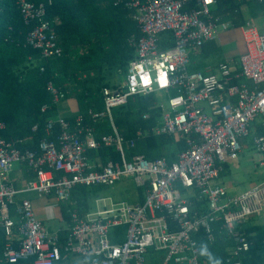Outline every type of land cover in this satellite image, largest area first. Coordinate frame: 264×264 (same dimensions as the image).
<instances>
[{"label": "built area", "instance_id": "2783aa9c", "mask_svg": "<svg viewBox=\"0 0 264 264\" xmlns=\"http://www.w3.org/2000/svg\"><path fill=\"white\" fill-rule=\"evenodd\" d=\"M115 3L130 11L141 37L129 40L135 58L129 63L125 83L102 90L104 111H89L92 124L85 123L82 115L73 123L61 117L48 121V137L36 151L22 149L23 140L0 137V264H56L62 252L88 258L90 264H145L148 252L165 253L163 264H203L201 242L195 236L204 233V240L212 245L216 238L213 226L218 223L233 244L223 264H244L253 242L241 232L242 225L250 218L264 217V181L238 195H230L216 182L225 164L239 160L242 140L250 135L251 126L262 120L264 131V33L250 23L241 27L246 51L239 58L240 72L226 63L215 73L192 72L191 57L230 27L212 12L217 0ZM47 5L17 0L25 25L31 27L25 45L40 51L42 59L62 55L56 23L47 19ZM164 33L172 34L173 47L162 49ZM241 78L252 82V87L237 84ZM47 91L54 104L66 99L52 82ZM163 92L167 104H157L161 122L151 132L180 136L187 148L172 164L164 158L149 161L143 156L128 160L112 111L134 96ZM103 119L109 121L113 135L98 138L95 124ZM56 127L59 131L53 138ZM136 135L144 137L142 131ZM103 146L115 147L121 162L104 165L91 160L89 153ZM253 146L264 156V134L253 137ZM16 165L26 166L35 176L23 189L11 182ZM126 178L145 191L143 203H113L110 209L90 213L86 219L69 209L71 224L63 247L59 236L49 234L38 219L31 201L17 203L21 194L36 193L69 204L70 193L77 187L114 186ZM177 187L188 190V198L206 210L193 211V204ZM13 206L18 218L12 215ZM123 226L127 228L124 241L111 242L112 229Z\"/></svg>", "mask_w": 264, "mask_h": 264}, {"label": "trees", "instance_id": "16d2710c", "mask_svg": "<svg viewBox=\"0 0 264 264\" xmlns=\"http://www.w3.org/2000/svg\"><path fill=\"white\" fill-rule=\"evenodd\" d=\"M30 1L35 4L50 3L47 5V19L56 23L57 42L62 55L42 59L40 51L26 46L25 38L31 27L25 25L17 0H0V124L5 126L4 129H0V137L7 141L23 140L25 144L21 146L22 149L36 151L40 141L47 138L45 128L48 121L57 116V105L47 91V84L52 82L65 93L66 98L75 97L85 123L92 124L87 111L90 109L94 112L104 111L102 90L113 87L115 79L120 80L126 76L129 63L135 58L129 40L132 37L139 39L141 33L132 20L130 11L122 4H116L115 0ZM241 6L238 0H218L216 14H225L224 20L231 21L232 15L234 16ZM241 25V20H237L234 26ZM173 46L172 34L164 33L161 36L162 49ZM212 46L214 44H210V47ZM207 47L205 44L197 59L191 57L189 68L192 72L201 71L203 65L205 67L207 63L205 60L209 55L205 50ZM215 54L216 48L211 55ZM156 94L158 93L134 96L127 104L115 108L112 115L116 128L124 138V152L128 160L139 155H144L143 157L150 161L166 156L168 163L172 164L176 160L174 152L169 154L164 152L167 147L175 145V141L149 131L157 125L160 118V109L156 107L158 103ZM45 106L47 110L42 112ZM146 114L150 115V119H144ZM35 126L38 129L33 132ZM95 128L98 138L113 135L107 119L99 121ZM58 131L56 127L53 138ZM138 131H142L144 137L137 138ZM133 141H136L134 147L131 146ZM176 145L179 150L184 149L183 143ZM89 157L96 162L100 160L104 165L120 160V154L113 146H103L97 151L90 152ZM107 189L104 185L75 188L70 193L71 202L76 204L73 209L84 216L94 208L96 200L107 195ZM138 192L141 193V190ZM193 201L192 210L204 212L201 204L195 199ZM66 210L62 211L63 219L69 223L70 218ZM215 226L214 243L209 247L202 243L204 246L202 249L207 250V254H201L203 264H219L220 255L221 258L225 257L224 260L227 257L223 256L224 242L231 246L224 232H220L219 229L217 232ZM126 230V226L112 229L111 242L122 243ZM260 230L261 228H256L254 232L248 228L241 231L253 242L250 251L243 257L244 264H264V259L257 256V249L264 240V229ZM66 237L65 232L59 236L60 247H63ZM196 237L205 241L204 233ZM160 254L165 253L148 252L145 264H159ZM89 263L90 261L82 262L77 257L62 252L61 261L56 264Z\"/></svg>", "mask_w": 264, "mask_h": 264}, {"label": "crops", "instance_id": "0c3cea01", "mask_svg": "<svg viewBox=\"0 0 264 264\" xmlns=\"http://www.w3.org/2000/svg\"><path fill=\"white\" fill-rule=\"evenodd\" d=\"M238 2L241 3L242 6L240 7V10H237L235 12L234 16L232 15L233 18L231 21L224 20L225 14H219V13L216 14V11H217L216 9L218 6V0H217V4L215 6H213L212 12L214 13V15L219 16L224 22L230 24V27L228 30L222 32L217 40L205 43L206 46H208V47H207V49H205V48L204 49L206 50V52H209V55H207L209 58L207 57L205 60L207 63L205 65V67L203 65L204 69L200 68L201 72L204 71L203 73H206V74L215 73L217 68L219 67V65L223 64V63L229 64V66L232 67L233 69L236 68L237 73L240 72L239 71V58L246 51L245 43H244L242 33H241V27L247 23H250L251 25L255 26L260 31V33H264V0L263 1L262 0H238ZM245 11L248 14H245ZM239 13H240V15H239ZM237 20H241V23H242L241 26H238V27L234 26L235 22ZM210 44H212V45L214 44V46L210 47ZM215 48H216V54L211 55L212 51H213V53L215 52ZM205 50H204V53H205ZM201 53H202V51H201ZM200 54L193 56V57L197 59V57L200 56ZM121 79L120 80L118 78L115 79L114 85H115V83L120 82ZM238 80H237V84H247L249 87H252V82L247 81V80L242 79V78L238 79ZM163 94L166 97V94L164 92H163ZM157 104H161V103H157ZM157 104H156V107H158V109H160V107ZM56 105H57V116L52 120H56L58 117H61L63 119H67L68 121L70 120L71 122L72 121L74 122V120L76 118H78L79 116L82 115L80 112V107H79L78 101L75 97L66 98L65 100L60 101ZM90 110L87 111V116H88ZM161 113H162V111L160 109V118H159V121L155 127L159 126V124L161 122ZM260 121H262V120H260ZM260 121L258 123H254L251 126L250 135L247 138H244L242 140L243 151L241 152V154L239 156V160L237 161V163L225 164L223 172L220 175V179L217 180L216 184L225 187L226 185H224L220 182L222 176L227 172L229 167H234L236 169L239 168L240 159L242 157H245V154L248 153L249 151H251V153H252V156H250V154L248 153L249 160L253 165L252 169H250L249 173H248L249 176L252 173V179H253V183H251V185L249 186V189L264 181V156L259 155L253 146V137L255 135L264 134V131L262 129V125H261ZM155 127H153V128H155ZM153 128H151L149 131L151 132V130ZM258 130H260V131L257 132ZM46 136H47V134H46ZM168 138H172L175 141V145L169 146L170 149L165 150L164 154H169V153L174 152V154L176 156L175 157L176 160L174 162H176L178 160V154L181 151H184L187 148V145H186V142L180 136H172V137H168ZM176 143H178V144L183 143L184 149L179 150ZM172 149H174V150H172ZM139 156H141V155H139ZM133 158L134 157H130V160H132ZM162 158L166 159L167 157L162 156ZM120 162H121V156H120V160L117 163H120ZM167 162H168V160H167ZM10 178H11V182L13 183L15 188L23 189L27 182L35 179V176L33 173L30 172V170L26 166L16 165L14 167L12 173H11ZM127 180H131L130 182H132V184L135 188V191H137V192H135V194L130 193L126 199L117 197L116 191L115 190L111 191V190L115 186L119 185L120 183H124ZM228 187L231 188V184ZM106 188H108L107 189V192H108L107 195L103 196V198H99L98 200H96L94 203V208L90 212L85 214L83 216V218L86 219V215H88L90 213L94 214V213L101 211V210L110 209L112 207L113 203L124 202L130 206H133V205H136L138 203H141L145 199L144 198L145 191L143 189H141L140 187H138L132 178L123 179L122 181L118 182L114 186H106ZM177 188L182 189L181 187H177ZM138 190H141V193H139ZM227 190H228V188H227ZM243 192L244 191H242V189H240V190H238V192L236 194L235 193L234 194L238 195V194H242ZM193 199L194 198H188V200L191 201V203L194 205ZM23 200H29L32 202L36 216L43 223L44 227L49 232V234L60 236L61 234H63L65 232V237L68 236V234H69L68 228L70 227L71 219H70L69 223H68V221H64L62 211H63V209H67L66 214L70 218V215L68 213L69 209H73L74 207H76V204L71 202V198H70V203L65 204V203L58 202L54 196H40L36 193H31V194H21L17 198V203L20 204ZM16 208H17L16 206H13L11 212H12V215L14 217L18 218ZM203 209L206 210V208H203ZM259 218H262V219H259ZM58 222H60V225H58L59 224ZM220 225H222V224L218 223L215 226L216 227L215 229H217V232L219 230H220V232L221 231L224 232L223 230L218 228V227H220ZM248 228L249 229L251 228L252 230H254V232H255L256 228H259V229L261 228V230L264 229V217L250 218L244 225H242V229L246 230ZM254 232H252V233H254ZM259 233H261V232H259ZM214 234H215V232H214ZM224 235L226 237V240L228 242H231L228 239L226 232H224ZM199 242H201V246L203 243L205 245V247H209V245L207 244L206 241L199 240ZM224 243L225 244L223 245L224 246L223 256H228L232 247H233V244L231 243V246L229 247V245H226V242H224ZM202 247H204V246H202ZM69 255L77 257L78 259L82 260V262L88 263V261H90V259H88V258H81L77 255H72V254H69ZM257 256L260 257L261 259H264V240H263V243L257 249ZM221 257H222V255L219 256V264H223V260L225 258V257L224 258H221ZM150 263H151V260H150ZM160 263L163 264L164 260L160 259Z\"/></svg>", "mask_w": 264, "mask_h": 264}, {"label": "rangeland", "instance_id": "374dc122", "mask_svg": "<svg viewBox=\"0 0 264 264\" xmlns=\"http://www.w3.org/2000/svg\"><path fill=\"white\" fill-rule=\"evenodd\" d=\"M245 14H248V13L245 11ZM125 81H126V77L122 78L120 82L124 84ZM156 98H157L158 103H161L164 105L167 104L166 97L163 93L156 94ZM168 149L170 148L167 147L166 150ZM248 153L250 154V156H252L251 151H249ZM248 153L245 154V157H242L240 159L239 168L236 169L234 167H229L227 172L222 176L220 180L222 184L226 185L225 187L228 188V193L230 195H235L240 189H242V191H246L247 189H249V186L251 185V183H253L252 173L250 174V176L248 175L249 170L252 169L253 167L252 163L249 160ZM130 181L131 180H127L124 183H120L119 185L115 186L111 191L115 190L117 197L126 199L130 193L135 194L136 192L132 182ZM230 184H231V188L228 187ZM180 192L183 198H187L191 195V193L188 190L180 189ZM259 219H262V218H259ZM58 223H59L58 225H60V222ZM164 258H165V254L159 255V259L164 260Z\"/></svg>", "mask_w": 264, "mask_h": 264}, {"label": "clouds", "instance_id": "9594fccd", "mask_svg": "<svg viewBox=\"0 0 264 264\" xmlns=\"http://www.w3.org/2000/svg\"><path fill=\"white\" fill-rule=\"evenodd\" d=\"M201 254H202V255L207 254V250H206V248L201 250Z\"/></svg>", "mask_w": 264, "mask_h": 264}]
</instances>
